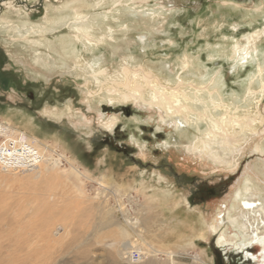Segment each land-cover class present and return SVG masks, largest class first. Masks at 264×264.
I'll return each instance as SVG.
<instances>
[{"label":"rangeland","instance_id":"rangeland-1","mask_svg":"<svg viewBox=\"0 0 264 264\" xmlns=\"http://www.w3.org/2000/svg\"><path fill=\"white\" fill-rule=\"evenodd\" d=\"M79 1H87L90 5L99 0ZM125 2L159 15V31L148 34L145 30L130 29L126 32L127 36H124L123 29L111 24L115 36L111 45L100 46L99 50L90 53L84 52L80 45L76 44L78 51L81 50L79 53L83 57V63L101 61L104 69H107V77H111L109 80L100 78V83L96 84L88 75L74 70L71 60L73 51L65 54L62 50L70 42L68 38L72 22V13L65 6L66 0H49L48 3L46 0H0V122L10 124L47 144L48 151L35 143L31 149L32 153L42 151L45 154L64 155L87 177L76 179L65 162H61L59 168L64 172L52 180V183H45L46 185L30 179L29 172H16V178H11V181L0 187V217L4 218L2 223L15 222L16 217L13 216H16V213L14 215L13 211L27 203L26 213L23 214H30V217H36L34 212L37 211L38 217H46L45 214L53 215L64 206L73 208L69 214H72L74 221L79 224L83 222L82 216L87 211L88 219L85 222L90 226L95 223V217L99 216L95 211L97 209L92 208V205L100 201L97 197L103 192L100 196L104 210L115 206L116 200H120L130 216L138 217L142 227H146V242L161 252L168 250L167 252L174 253L175 263L193 264V257L197 256L204 264H259V248L248 253L258 259L252 261L250 256V259H245L244 253L236 250V246L217 247V237L209 231H204L202 223L208 226L217 221V225L222 226L223 212L229 207L231 197L239 188L245 174H252L256 180L261 181L260 174H264L262 158L252 155V148L262 135L259 133L251 139L239 155L234 153V156L229 155L230 158L227 156L225 161L234 159V163L228 168L212 162L207 156L190 153L185 148V145H188L187 137L179 136L169 119L165 125L159 123L157 111L148 110L145 105L133 101L120 99L118 95H107L106 89L110 87V81L119 78L114 72L119 71L123 57L131 67L141 64L145 69L152 68L155 73L159 71L170 77L179 72L180 59L186 55L196 64H200L204 73H219L222 93L226 99L232 95H240L248 84L249 75L254 73L255 65L264 60V39L256 44L259 48L257 57L252 54L243 67H233L230 51L235 45L234 42L242 41L249 33L264 26V0ZM103 4L100 7H85L80 12L90 19L100 20L102 13L112 10V0H103ZM6 5L13 9H6ZM17 10L21 15L18 16ZM47 14L50 19L45 20ZM115 17L118 18V14H115ZM95 27L96 25L94 29ZM96 30L94 33L98 34L99 31ZM141 36L144 38L141 39ZM98 100H101V103L97 104ZM263 107L264 101L260 104L264 116ZM113 118L115 128L108 132L102 127L101 121ZM187 130L191 131L189 128L180 131ZM260 130L264 131V123ZM0 143L3 148L8 142L0 137ZM213 147L219 157L225 156L216 142ZM11 156H14V149ZM9 162L1 166L7 167ZM24 183L27 186L23 185ZM109 189L116 190L114 196L108 193ZM57 193L58 196L55 195ZM155 195L173 200H168L165 205L163 202L149 203L152 212L145 215V203ZM47 206H51V209L43 210L42 213L41 208L45 209ZM38 208L40 210H37ZM157 215L159 217H156ZM81 230L79 226L77 233L74 232L76 236L68 233L62 238L64 241L60 245L48 247L39 243L32 249V258H35L33 263L81 264L82 260L77 259L81 250L76 247L91 232L90 228L85 233ZM78 232L84 234L82 238ZM69 234L71 239H79L76 246L71 245L66 249L63 244L71 240ZM227 235L232 241L237 240L233 237L234 232L229 230ZM4 239L0 240L3 245ZM236 244L239 245L240 242ZM97 246L91 244L87 247V264H109L105 249ZM9 254L13 257L18 255L13 252ZM9 261L7 264H17V261ZM156 262L166 264V257L163 254L158 255Z\"/></svg>","mask_w":264,"mask_h":264},{"label":"bare ground","instance_id":"bare-ground-1","mask_svg":"<svg viewBox=\"0 0 264 264\" xmlns=\"http://www.w3.org/2000/svg\"><path fill=\"white\" fill-rule=\"evenodd\" d=\"M48 2L49 0H46V3ZM125 3V0H112V10L110 12L102 13L101 19L98 20L92 18L90 19V17L84 16L80 11L85 7H100L104 5L103 0L94 1V4L90 5L87 3V1L80 2L79 0H66L65 6L68 7L72 13V22L70 28L71 34L70 38H68V40L70 39V42L67 41L68 44L66 45V48L62 50L65 52V54L70 50L73 51L74 54L71 60L74 70H79L83 73V75H88V77H90L96 84L100 83V78H106L107 80L111 78L107 77V69H104V65L101 64V61L98 62L96 60H92V63H83V57L79 52L81 50L84 52L99 50L100 46H105L108 44L111 45V43H114V29L111 24L117 25L116 28L118 29H123L124 32H122V34L124 36H127L126 32H128L130 29L145 30L148 34L159 31L157 27L159 15L147 12V10L139 9ZM6 9L13 8L10 5H6ZM17 14L18 16L21 15L20 11L17 10ZM115 14H118L119 17H115ZM64 18H66V16ZM48 19H50L49 15L48 17L45 16V20ZM94 25H96V31H99L98 34L94 33ZM30 31L34 33L32 29ZM140 38L143 39L144 36H141ZM263 39L264 26L259 30L249 33L242 39V41H237L236 43L234 42L235 45L233 44L234 46L230 51V59L233 62V67H243V65L246 64L252 57V54L257 57L259 48H257L256 44ZM57 44L60 45V43ZM76 44L80 45V51H78ZM58 48L60 47L58 46ZM39 55L40 54H38V56ZM122 59L123 60L119 67V71L114 72V74L118 75L119 78L117 80H113V82L110 81V87L106 89L107 95H118L120 99L125 101H133L138 104L145 105L148 110L157 111L159 114V123L165 125L166 120L169 119L173 123V128L178 132V135L187 137L188 145H185L186 147H184L190 153L207 156L212 160V162L222 164L228 168L231 167L232 162L234 163V159L232 161H225L227 156L233 155L234 153L236 156L239 155L243 147L260 133L262 138L254 144L252 148V155L262 158V168L264 171V131L260 130L264 123V116L260 108V104H262L264 101V60L261 62L258 61L257 65H255L256 68L254 73L251 72L252 74L249 75L250 77L248 79V84L243 89L242 93L240 95H232L229 99H226L222 93V82L221 78L219 77V73H212L211 75L204 73L202 67L199 66L200 64H196L193 60H191L192 58L189 59V56H182L180 59L179 72L174 75L171 74L172 76L170 77H166L159 71L156 72V74L154 71H152V68L145 69L141 64L131 67V65L126 62L125 57ZM110 100H112V98ZM98 103H101V100H98L97 104ZM262 110L264 112V107ZM101 122L102 127L108 132H112L115 128L114 118L110 120L102 119ZM203 127L204 129H202ZM187 128H189L191 131H180ZM0 137L3 138L5 142H8L3 146V148L1 146L2 144L0 143V187H3L7 181H11L12 179L16 178L14 177L16 176V172H21V174L29 172L31 173L30 179L39 181L42 184L50 181L52 183V180H55L59 177V174L64 172L59 169L61 162H65L70 167V173L76 179H87L86 175H83L81 171L74 167L64 155L53 153V155L55 154V157H53V155L50 153L45 154L42 151H39L36 154L32 153L31 149L34 148L33 145L35 143H38L41 149L45 148L48 151L47 144L38 140L36 137H31L25 132L12 127L10 124L0 122ZM215 142L220 151L225 153L223 158L219 157L217 155L218 153H216L214 150L213 145ZM13 149L14 156H11ZM23 152L25 153L23 154ZM10 156L11 158H9ZM6 162H9L8 166L2 167L1 165ZM260 176L261 181L256 180L252 174L247 173L244 175L243 181L240 183L239 188L231 197L229 207L223 212L222 226H218L217 221L211 222L208 226L204 225V223H202V225L204 226V231H209L213 236L217 237L215 240L217 247L224 248L227 246H236V250H240L242 253H244V258L247 260L249 256L251 257V259H249L252 261L258 260L257 257L249 255L248 253H250V251L255 248H259V250H261L259 255V264H264V174H260ZM103 180L104 179L102 178L101 181ZM25 184L26 183L23 185ZM59 187H61V184ZM115 191L109 189L108 193L114 196ZM81 194L82 193H80V195ZM102 194L103 192H101L97 197L98 201L100 200L97 204H91L92 208L97 210L99 209L98 211L95 210L99 213V216L97 218L95 217V223L90 226H88V223L85 222L88 219L86 215L87 211H85L86 213L82 216L83 222L79 224L78 222L74 221L72 214H69L73 208L64 206L62 209L58 210V212H54L53 215L49 214L47 216V214H45L46 217L37 216V210H40V208H38L37 210L34 209L37 211L34 212L36 217H30V214H23L24 212L26 213L25 210L26 206H28L27 203L22 204L20 202L24 206H19V208H16L13 211V214L16 213V216H13L16 217L15 222L10 221L8 224H5L2 223L4 218L0 217V240L5 238L3 241L5 244L3 245L0 243V264H7V261L10 262L9 260L14 262L17 261V264H29L31 260L33 263L35 258H32V249L35 246L39 245V243H42L43 246L48 245V247L50 245H60L62 244V241H64L62 238L68 233H73L74 236H76L74 232L76 231L77 233V228L79 226H81L82 233H85L90 228V234H87V236L83 238V240L78 245L76 243L77 239L79 238L73 237L71 239V235L69 234L71 240L68 239L70 241L65 245L63 244V246H65L64 248L67 249L71 245L76 244V248L81 250L77 258L82 260L81 264H87V247H89L91 244L101 246L105 249L107 254L106 258L108 259L109 264H156V257L161 254L166 257V264L181 263L174 262V253L167 252L168 250L161 252L156 249L154 245L146 242L144 239L146 227H142V222L138 217L130 216L127 209L124 208L123 204L119 202L120 200L117 201V199L115 206H111L108 209L105 207L106 210H104L103 199L100 196ZM157 194H159V192ZM55 195L58 196V193ZM118 196H120V194ZM154 197L148 198L149 202L147 201L148 203H145L147 205L148 211H145V215L152 212L151 206L148 205L149 203L160 204V202H163L162 204L165 205L168 203V200H173L166 196L155 195ZM50 199V202H52L51 196ZM56 201L58 200H55V202ZM107 203L109 205V201ZM133 204L135 203L133 202ZM173 205L175 207V202H173ZM53 207L55 209V206ZM50 209L51 206H47L45 209L41 208V211L43 213V210L48 211ZM27 210L29 211V208ZM156 210H158V208ZM175 210V212H177V209ZM91 212L93 213V211ZM34 214L31 215L34 216ZM13 217L12 219L14 220ZM156 217L159 216L157 215ZM6 219L8 220V218ZM146 219L148 220V217H146ZM149 229L150 228H148V230ZM229 230L230 232H234L233 237L237 238V240L232 241V238L229 239L227 235ZM80 233L81 232H78V234ZM80 235L82 238L84 234ZM237 242H240V244L237 245ZM172 251L174 252V250ZM11 252L18 255L13 254V257L9 254ZM45 258L47 257L45 256ZM39 262H41V259ZM39 262L37 260V263ZM193 264L204 263L197 256H194Z\"/></svg>","mask_w":264,"mask_h":264}]
</instances>
